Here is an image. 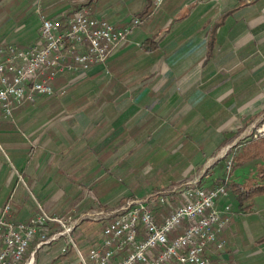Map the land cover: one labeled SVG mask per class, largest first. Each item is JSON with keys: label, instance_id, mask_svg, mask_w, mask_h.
<instances>
[{"label": "crops", "instance_id": "crops-1", "mask_svg": "<svg viewBox=\"0 0 264 264\" xmlns=\"http://www.w3.org/2000/svg\"><path fill=\"white\" fill-rule=\"evenodd\" d=\"M163 1L164 9L157 14L152 9L141 16L149 0H0V43L17 48L38 42V12L47 19L60 17L63 27L81 7L116 28L127 26L134 17L144 20L104 65L55 79L52 86L64 91L63 96L38 97L14 109L11 117L0 112V208L11 199L13 221L26 222L37 212L34 207L26 215L17 208L20 191L24 200L37 202L30 190L15 191L12 172L28 177L33 164L39 168L36 158L39 153L45 158V151L66 153L61 171L75 169L81 178L102 176L97 180L105 182L98 186L101 197L111 195L110 174L117 165L125 168V159L135 149L171 150L166 160H176L165 162L167 171L176 162L185 161L187 166L175 182L167 171L159 177L154 170L155 185L141 186L134 198L185 179L212 187L223 177L229 148L239 143L229 186L260 183L257 168L264 166V138L241 139L264 118V0ZM145 41H152L156 50L143 51ZM164 134L173 139L163 146ZM117 149L127 152L116 155ZM146 158L138 164H147ZM93 162L98 166L93 168ZM41 168L44 178L47 175L44 182L52 183L49 169ZM63 182L69 186L68 179ZM228 193L222 203L230 204L231 219L219 236L225 246L211 252L210 264H264V195L239 204L229 187ZM81 197L85 196L80 190L75 198ZM118 207L112 205L106 212ZM158 209L160 222L166 214L160 215ZM35 243L30 247L31 264H79L70 247L47 258L40 250L48 244L35 248Z\"/></svg>", "mask_w": 264, "mask_h": 264}, {"label": "built area", "instance_id": "built-area-1", "mask_svg": "<svg viewBox=\"0 0 264 264\" xmlns=\"http://www.w3.org/2000/svg\"><path fill=\"white\" fill-rule=\"evenodd\" d=\"M163 0H155V6ZM38 42L27 48L0 43V112L11 117L14 109L34 103L38 97L63 96L52 82L66 73H79L93 65H104L125 45L130 33L144 20L134 17L123 28H116L87 8L75 10L63 27L61 18H45L38 12ZM264 138V119L255 123L241 141ZM235 145L224 165L220 181L206 188L197 181H184L166 191L127 200L110 212H99L104 220L100 239L84 255L74 242L65 218L39 212L26 222L11 219V199L0 210V264H24L28 247L35 248L66 237L79 264H210V254L221 251L219 238L231 219L228 198ZM18 178L21 177L17 174ZM170 210L156 220V209ZM52 226L55 231H50ZM174 235L173 238H169ZM31 264V261H29ZM27 264V263H25Z\"/></svg>", "mask_w": 264, "mask_h": 264}, {"label": "rangeland", "instance_id": "rangeland-1", "mask_svg": "<svg viewBox=\"0 0 264 264\" xmlns=\"http://www.w3.org/2000/svg\"><path fill=\"white\" fill-rule=\"evenodd\" d=\"M163 2L161 3L160 6L156 7L154 0V5H152L153 9H155L154 15L157 14L161 8L164 9ZM178 13L182 14V11L180 12L179 10H177V14ZM162 137L163 138L161 139V143L163 144V146L170 143L171 139H173V137H171V134H164ZM45 152H46L45 158L43 159H41V153L38 154L39 157L36 158V161L39 164V168H36L35 165L33 164L34 169L36 168L38 169V171H36V173L33 174L34 173V169H33L31 174L28 173V177L24 178L25 182L23 181L24 179L22 178L21 173L13 170L14 171L12 172L13 177H16L14 178L16 179L15 182H13L15 184L14 187L15 191L17 190L18 192L20 190L19 188L25 189L26 191L30 190L32 192V195L35 197V199L34 197L33 199L37 202L34 203L35 204L34 206V204H32L31 201L24 200L22 195L23 193L20 191L18 199L16 200L18 201V203L20 202V205H18L17 208L21 209L22 213H26V215H29L30 212H34V207H37V212L35 213L37 214L39 212L38 206H40V208L43 211H45L47 214L48 212L50 213L52 212V214H50L51 216L65 218L67 220V224L69 225V227H74L75 229V230L73 229L72 231L74 242L81 249L83 246V253L85 254L86 251H88L90 247L94 246V244L100 239L101 230L102 227L104 226V220L101 219V217L97 215V213L101 211L106 212V210L109 209V207H111L112 205L116 204V206L118 207L119 205H122L127 200H129L130 197L134 198L135 196H137V192L141 186L144 188H148L151 187L152 185H155L154 181L157 180V177L155 175L154 170L157 171L158 174L157 176L162 175L168 169V167L165 168V166L167 165L165 162H167V160L171 162L173 158L170 157L169 159L166 160V158L169 157V155H171V150H167L166 148L155 149V150L148 149L142 151L139 149H135L131 151L130 152L132 153L131 157L130 158L127 157L125 159L126 170L123 166L117 165L114 172L110 174L111 177L110 189L112 191L111 195L108 197L107 194L105 197H101L99 196L100 193L98 191V186L100 184H103L105 186V182L104 183L97 182V180L102 179V176L98 174H94V175L86 174L85 177L81 178L77 173H75L76 172L75 169L71 168L70 170H66L64 168L61 171L60 167L65 164V160H61V158L64 157L66 153L60 155V153L54 154L53 151L51 153L50 152L47 153V151ZM116 152H117L116 155L118 154L122 155L123 153L127 152V149H121V150L117 149ZM183 152L185 153V157H188V150H185ZM150 153L156 154L158 156L154 157L153 155H149ZM143 155L144 157H142ZM144 158H146L147 164L145 162L138 164L139 162L144 161L145 160ZM46 159L47 162L45 163ZM173 159L176 160L175 158ZM119 160L120 159H118V161ZM12 161L15 163L14 165L16 166L17 165L16 162L18 161L14 157ZM36 161L34 158L35 163ZM157 161H161L163 163L160 162L158 163ZM128 163H132V165L128 166L127 165ZM175 164L176 165L174 167H170L169 171H167L168 175L171 174V176H168L169 178L174 177L173 179L174 182L177 181L176 175H178V173L181 174V172H183L187 166L185 161H181V163L179 164L178 162H176ZM43 166H45L46 169L47 168L49 169L50 175L48 177L52 179V183L49 182L48 180L44 182V180L47 178V175L45 176V178L44 175H42L43 169L41 167ZM91 166H93V168L97 167L98 166L97 162H93ZM147 166H149L150 170ZM17 174L21 177L22 181H20ZM183 174H185V172ZM106 175L109 174L106 173ZM60 179H62V182H60ZM63 179L69 180V186L65 187V183L63 182ZM184 181H189V180L187 179L180 180L173 185L179 184ZM43 185L46 187L44 190L41 189V186ZM61 185L63 186V189ZM85 185L89 188V190L88 188L80 187ZM173 185H169L166 187L164 186L165 188L162 189L159 188L156 191H166ZM59 188H61L62 190L60 191ZM80 190L82 191V193H84L85 197L75 198L78 194V191ZM1 200L2 199L0 198V201ZM160 208H163V210L161 211H159L158 209L160 215L161 213L163 214L164 212H165L164 214H167L170 210L168 207H160ZM45 209L48 211H46ZM65 243H66V237H62L58 241L45 245L40 250V254H47V258L53 257L56 253H59V251H61V249L65 246ZM30 247L31 244L29 245L28 250L26 252L24 264L29 263L30 254L34 250V248H30ZM34 259H35V255H34Z\"/></svg>", "mask_w": 264, "mask_h": 264}, {"label": "trees", "instance_id": "trees-1", "mask_svg": "<svg viewBox=\"0 0 264 264\" xmlns=\"http://www.w3.org/2000/svg\"><path fill=\"white\" fill-rule=\"evenodd\" d=\"M151 1L152 0H149V3L144 8L143 12L141 13L142 14L141 16L147 15L151 12V10L153 9ZM154 48L155 45L152 41H145L141 46V49L145 52H152L156 50ZM257 177L260 179L259 180L260 183H255L247 186L239 185L234 182L231 183V185L229 186V191L233 193V195H235V198L239 204H243L244 202L252 199L255 196L264 195V183H262V181L264 180V166H260L257 168ZM51 229L55 230L56 227L52 226L49 232L52 231ZM77 247L79 248L78 245ZM79 250L83 253V248L82 249L79 248Z\"/></svg>", "mask_w": 264, "mask_h": 264}, {"label": "bare ground", "instance_id": "bare-ground-1", "mask_svg": "<svg viewBox=\"0 0 264 264\" xmlns=\"http://www.w3.org/2000/svg\"><path fill=\"white\" fill-rule=\"evenodd\" d=\"M27 264H30V262H29V263H27Z\"/></svg>", "mask_w": 264, "mask_h": 264}]
</instances>
